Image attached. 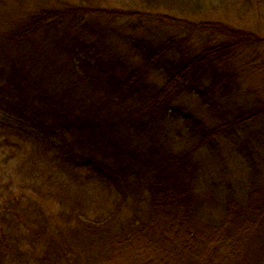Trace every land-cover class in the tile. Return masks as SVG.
Instances as JSON below:
<instances>
[{
  "label": "trees",
  "instance_id": "1",
  "mask_svg": "<svg viewBox=\"0 0 264 264\" xmlns=\"http://www.w3.org/2000/svg\"><path fill=\"white\" fill-rule=\"evenodd\" d=\"M215 2L0 0V156L43 178L0 264H264V38Z\"/></svg>",
  "mask_w": 264,
  "mask_h": 264
},
{
  "label": "rangeland",
  "instance_id": "2",
  "mask_svg": "<svg viewBox=\"0 0 264 264\" xmlns=\"http://www.w3.org/2000/svg\"><path fill=\"white\" fill-rule=\"evenodd\" d=\"M215 1V3L220 4L221 7L212 17L213 19L219 20L220 18H223L225 19V23H230L238 28H245L256 34L258 37L264 38V0H232L228 7L223 5L221 0ZM253 55H255V58L253 59V62H250V73H246L247 75L244 82L246 86L258 87V85L262 83L264 77V44L257 52L253 53ZM0 120L3 119L0 117ZM0 134H2L1 130ZM4 147L5 146L0 145V151L2 150L1 148ZM10 154V152H7L5 155L0 156V198L2 199L4 197H8L12 191L13 198H15V196L18 197L20 192L18 187L24 179L28 178L27 182L39 181L43 183V178L41 179L38 177L37 171L34 173L31 172L32 167L25 165L23 171H19V163H17L16 160L9 158ZM29 194L32 198H36L35 201L38 203H44V206L48 208L46 205H48L51 200L46 201L42 196L36 193L30 192ZM105 197L107 196L105 195ZM25 198L26 199H23L22 201L25 202L28 207H31L30 203H28L30 202L29 198ZM105 199L106 201L109 200V198H103L101 195L95 196L94 202L95 200L104 201ZM111 199L113 200V205L115 203V199L113 196ZM89 201H91L92 204L91 198ZM23 206L26 207L24 203ZM57 207H59V203L57 200H54L53 209H57Z\"/></svg>",
  "mask_w": 264,
  "mask_h": 264
}]
</instances>
